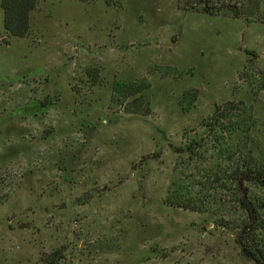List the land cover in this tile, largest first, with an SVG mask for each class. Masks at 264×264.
Returning a JSON list of instances; mask_svg holds the SVG:
<instances>
[{
    "label": "rangeland",
    "instance_id": "1",
    "mask_svg": "<svg viewBox=\"0 0 264 264\" xmlns=\"http://www.w3.org/2000/svg\"><path fill=\"white\" fill-rule=\"evenodd\" d=\"M260 2L261 21L246 22L176 0H40L23 38L4 32L0 9V264H253L238 215L163 200L241 136L264 153ZM116 83L147 84L149 113H126L137 95ZM230 119L244 133L228 135Z\"/></svg>",
    "mask_w": 264,
    "mask_h": 264
},
{
    "label": "trees",
    "instance_id": "2",
    "mask_svg": "<svg viewBox=\"0 0 264 264\" xmlns=\"http://www.w3.org/2000/svg\"><path fill=\"white\" fill-rule=\"evenodd\" d=\"M40 0H1L0 9L3 15L4 32L12 38H23L29 31V15L36 9ZM82 3H89L93 0H76ZM178 7L184 13H201L206 15L223 16L233 19L259 20L260 0H176ZM108 7H119L121 0H103ZM148 89V85L137 86L135 83L119 84L113 86V94H121L131 90L136 93L125 108L126 113L146 116L149 112V103L146 97L141 96L142 92ZM112 94V95H113ZM37 111L42 114L47 110ZM229 110V109H228ZM235 110H237L235 108ZM218 109L216 113H218ZM222 117L217 115L211 127L217 128L221 124ZM226 123L225 131L228 135L235 132H243L242 124L235 120L234 124ZM213 128V129H214ZM244 133V132H243ZM246 135V134H245ZM243 136L237 141L232 151L226 148L219 149L211 159L214 161L204 169L203 175L199 176L200 181L195 178L191 180L189 187L173 180L167 188L164 197L165 205L184 210L200 213H219L222 211L232 212L239 216L236 226L233 225L235 242L239 247L240 255L253 264H264V197L255 198L252 188L264 190V153L256 158L251 155L248 148L249 140ZM197 146L192 143L186 146L190 153V147ZM235 152L238 153L237 158ZM222 156L224 164L221 166L219 160ZM230 165V166H229ZM198 187V192L193 189ZM230 191L232 200L230 203L214 199L213 193ZM229 206H226V205ZM226 208V209H225ZM214 212V213H213ZM221 222V221H220ZM223 227L231 228L229 222H221ZM228 226V227H227Z\"/></svg>",
    "mask_w": 264,
    "mask_h": 264
}]
</instances>
